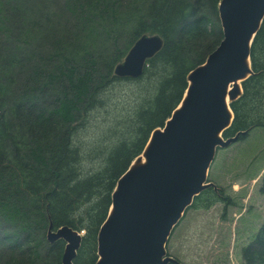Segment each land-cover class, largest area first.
I'll list each match as a JSON object with an SVG mask.
<instances>
[{"label":"trees","instance_id":"1","mask_svg":"<svg viewBox=\"0 0 264 264\" xmlns=\"http://www.w3.org/2000/svg\"><path fill=\"white\" fill-rule=\"evenodd\" d=\"M220 1L0 0V264H62L65 242L47 240L50 224L85 231L73 264L96 263L118 179L223 39ZM143 34L160 35L162 50L140 77H116ZM251 62L226 137L264 128V20ZM122 81L135 98L116 110ZM225 200L209 188L191 206ZM242 253L264 264V222Z\"/></svg>","mask_w":264,"mask_h":264},{"label":"water","instance_id":"2","mask_svg":"<svg viewBox=\"0 0 264 264\" xmlns=\"http://www.w3.org/2000/svg\"><path fill=\"white\" fill-rule=\"evenodd\" d=\"M219 20V46L188 74L182 101L118 179L98 232L95 264H183L166 251L172 230L196 196L210 187L218 190L207 181L218 149L250 132L224 135L234 120L231 102L243 94L242 82L254 73L251 48L264 20V0H221ZM163 46L160 35L143 34L113 74L140 77ZM84 233L50 224L47 240L65 242L62 264H73Z\"/></svg>","mask_w":264,"mask_h":264},{"label":"rangeland","instance_id":"3","mask_svg":"<svg viewBox=\"0 0 264 264\" xmlns=\"http://www.w3.org/2000/svg\"><path fill=\"white\" fill-rule=\"evenodd\" d=\"M135 87L134 82H117L110 96L112 108L128 105ZM207 181L214 182L218 190L210 188L221 190L226 200L208 208L188 207L168 238L167 254L183 264H246L243 248L264 222V128L219 148Z\"/></svg>","mask_w":264,"mask_h":264}]
</instances>
